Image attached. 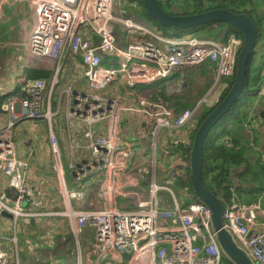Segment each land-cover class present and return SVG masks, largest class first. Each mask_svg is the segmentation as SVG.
I'll return each mask as SVG.
<instances>
[{
	"label": "built area",
	"instance_id": "built-area-1",
	"mask_svg": "<svg viewBox=\"0 0 264 264\" xmlns=\"http://www.w3.org/2000/svg\"><path fill=\"white\" fill-rule=\"evenodd\" d=\"M125 2L134 7L138 4L137 0ZM15 3L28 7L21 23L23 51L42 60H59L65 53L80 57L83 77L95 91L105 89L118 75L132 87L159 81L182 67L210 65L214 73L211 88L192 107L175 113L145 95L139 97L138 107H124L104 93L76 92L70 87L65 90L67 119L87 126L108 121L106 135L95 136L89 127L83 133L89 140L93 161L69 163L75 181L88 174L102 176L97 191L105 203L101 209H71L70 201L83 198L86 190L63 187L62 164L50 130L48 139L64 201L62 213L68 217L69 229L77 234L92 228L87 253L103 254L100 261L89 260L88 264H225L226 256L217 242L211 211L205 204L197 200L183 204L170 185L157 183L152 177L146 188L141 189L136 177L145 176L147 170L153 173L160 131L196 122L202 110L220 102L226 78L235 71L242 37L231 31L225 41L192 35L165 39L145 20L125 14L122 0H0V19L4 7ZM116 29L124 33V43L117 37ZM147 35L162 41V46ZM55 83L51 79V84ZM45 86L43 78H23L14 96L0 95V173L7 176L13 190L12 195L0 194V213L25 216L24 202L32 190L25 175L27 165L15 156L13 127L21 119L44 118L50 123L55 113L49 108ZM124 110L139 113L141 121L146 123L145 133L154 137L152 155L148 158L130 160L136 146L116 136L115 125ZM4 112L7 121L2 125ZM181 164L186 170L188 157ZM183 170H179L180 175L172 172V179L184 180ZM224 206V229L252 264H264V209L260 202L243 204L232 198ZM0 264H7V252L1 249Z\"/></svg>",
	"mask_w": 264,
	"mask_h": 264
},
{
	"label": "crops",
	"instance_id": "crops-1",
	"mask_svg": "<svg viewBox=\"0 0 264 264\" xmlns=\"http://www.w3.org/2000/svg\"><path fill=\"white\" fill-rule=\"evenodd\" d=\"M22 7L24 9V5L21 6L19 3L6 5L2 13L10 21H13L14 14L12 12L22 10ZM136 7L140 10L139 4ZM228 30L227 26H223L221 31H217L209 37L225 41ZM163 31L166 32L165 30ZM116 33L117 37L124 43V33L117 29ZM167 34L162 33L161 37L168 39L174 35L169 32ZM190 35L193 36L194 34L190 33ZM147 37L154 40L157 45L162 46L163 42L159 39L150 35H147ZM5 42L4 38L0 39V43ZM257 42L259 46L254 52L255 62L258 61L259 52L264 51V37L261 41L258 38ZM20 51L18 55L14 56L12 61H9V64L0 65V94L9 92L10 88L16 85L17 88L23 78H29L26 77L28 69L38 70L40 71L39 77L46 81L44 93L46 98L49 95V108L55 115L52 116L49 124L43 118L41 119L45 122L41 121V119H21L13 127L14 134H18L19 138H22L20 139L22 142L27 141V132L33 134L31 142L29 141L25 145L22 144L20 146L14 145L16 158L27 165L25 175L32 194L26 197L24 202L25 216H14L7 212L0 213V249L7 252V264H88L89 260L94 263L98 262L103 258V254L100 251L93 253V255L87 253V248L93 235L92 228H86L74 234L69 229L68 217L62 213L64 211V201L60 191V180L53 169L52 147L48 139L50 130L54 135L62 164L63 187L68 190L76 188H84L86 190L83 198L70 201L71 209L92 210L104 207V199L97 195V191L102 184V176L88 174L81 181H75L74 169L69 166V163L70 161H93L89 140L84 137L83 133L89 127L95 136L106 135L108 121L87 126L83 122L67 119L64 114V107L68 102L65 90L68 87L76 92L89 93L97 91L90 88L83 77L84 65L81 63L80 57H71L68 53H65L59 60L47 58L42 60L25 53L23 49ZM10 62L12 63L11 66ZM16 62H20L17 69L14 68ZM9 67L11 70H9ZM10 72L12 74L10 76L11 81H9ZM51 79H55L56 83L52 85ZM213 79L214 73L210 65L203 64L198 67H182L173 71L164 79L150 84H137V86L132 87L127 86L124 77L118 75L105 89L101 90V93L118 100L124 107H138V98L142 95H147L152 101L164 102L175 113L184 107H192L191 105L195 104L197 98L205 93L206 89L211 88L209 84ZM260 89L264 99V83H262ZM250 109H254L256 114H258L256 120L253 116V120L260 132L258 134L246 132L248 137L246 140L250 145L258 143L260 148H262L264 146V126L260 125L259 110L264 109V103L260 108L252 106ZM250 109L248 107L239 109V113L241 111L248 113ZM6 121L7 115L4 112L2 113L1 124L5 125ZM232 121L230 120L228 124ZM235 122L237 123L236 118ZM193 123L185 127L171 128V131L162 130L159 132L160 136L156 138L157 146L154 155L156 166L153 173L151 170H147L145 176L136 177L141 189L146 188L151 177L156 181L157 168L166 169L170 174L176 170H182L181 161L188 157L195 132L196 124L193 125ZM223 128L224 126L219 128L217 133ZM255 130L256 128L253 131ZM145 132L146 123L141 121L139 113H130L125 110L120 113L115 125V133L118 138L134 143L136 146L135 151L130 156V160L134 159L137 162L152 155L151 145L154 137ZM141 136L144 137L141 138ZM214 142L216 141L214 140ZM31 155H38L44 160L32 162ZM63 160L68 165L70 177H67L65 173ZM251 176L249 168L243 174L242 180L247 183L250 181ZM183 185L186 186V184ZM174 193L176 198L180 199L175 191ZM243 193L246 194L247 192L243 191ZM262 193L257 196L256 200H250V202H260L263 196ZM0 194H13L7 176L3 173H0ZM232 195L240 201L243 199V196H238L236 191ZM255 195V191L251 192L246 200L242 202H249V198H253Z\"/></svg>",
	"mask_w": 264,
	"mask_h": 264
},
{
	"label": "trees",
	"instance_id": "trees-1",
	"mask_svg": "<svg viewBox=\"0 0 264 264\" xmlns=\"http://www.w3.org/2000/svg\"><path fill=\"white\" fill-rule=\"evenodd\" d=\"M137 1L138 4L140 5V10L141 8H143L144 13L148 17L143 2L141 0H137ZM158 2L160 6L170 14H190V13H196V12L205 11L209 9H216V8H226L228 10H231L232 12H242L245 14H247L249 10L253 11L254 13L260 12L262 17L259 16V19H257V24H255L254 22L253 23L255 24L257 35H258V31L261 32L262 30H264V27H261L260 25V21H264V7L262 6L264 4V0H158ZM140 18L138 19L143 20ZM223 26H227V28H229L228 33L232 31L237 34V31L234 28L222 22L208 23L205 25H199L191 28L195 29L193 36L204 38V37L212 36L217 31H221V27ZM160 27L169 33H173L174 34L173 37L179 36L182 30H186L180 28L172 29L163 26ZM250 62L251 59L246 65L245 83H244L242 95L244 93V90L249 88L250 84L252 83L251 82L252 78L249 71ZM39 74L40 71L34 69L33 70L28 69L26 71V77L29 78H41L39 77ZM234 76H235V71L231 77L226 78V86L221 93L220 101L229 91L233 83ZM258 89H259V85H256L255 91H257ZM145 96L148 100H150L149 96L147 95ZM1 101L2 98L0 97V104ZM160 103L161 105H166L162 101H160ZM215 106L209 108V112L212 111L215 108ZM233 106L234 107L230 108V110L227 112L230 113V115L226 117L225 116L227 114L226 113L223 116V118H228V117L236 118L237 123L233 120L230 124L225 125L224 128L221 129L219 133H217L219 127H217L216 129L215 127L222 120L221 119L210 130L206 140L204 141L202 148L203 182L209 190H211L214 194H216L219 197V199L224 205L229 204L232 197H234L238 202L243 204L255 202V201L250 202V200H256L257 196L264 191V158H263L264 146L260 148L258 143H253V145H250L249 142L246 140V138H248L246 136L247 131H245L243 127L245 123H247V125H249L250 123V127L248 128V130H250L251 132L250 134L252 133L258 134L260 132L258 128H256L255 131H253L255 128H253L251 125L252 123L251 121L253 120V116H255L256 112L250 109L251 105L247 102L243 106H240L239 102L235 103ZM245 107H248L250 111L248 113L246 111H241L239 113V109ZM233 109L235 110L232 111ZM203 112L204 110H202V112L198 116L194 130H196L198 125L203 121L205 116L209 113L208 112L206 115L203 116ZM234 123H236L235 126H233ZM214 129L215 131L213 132L212 135L213 140L211 139V142L208 145V139L210 137V133ZM214 140L216 142H214ZM249 168L251 170L252 176L250 181L245 183L242 180V176L246 171L249 170ZM178 181L181 182L182 184H186V187L189 186L190 188L188 172L185 175L184 180L178 179ZM246 187L247 189H245ZM235 191L238 194V196L240 197L243 196V199L241 201L232 195L233 193H235ZM243 191L247 193L244 194ZM253 191H255L256 195L253 198H249V202H242L245 201L246 198ZM262 194L263 196L260 199V204L264 208V193Z\"/></svg>",
	"mask_w": 264,
	"mask_h": 264
},
{
	"label": "water",
	"instance_id": "water-1",
	"mask_svg": "<svg viewBox=\"0 0 264 264\" xmlns=\"http://www.w3.org/2000/svg\"><path fill=\"white\" fill-rule=\"evenodd\" d=\"M141 1L143 2L148 17L160 26L173 29H188L208 23L222 22L234 28L242 37L243 44L237 56L233 83L223 99L205 116L196 128L188 152L187 172L193 198L205 204L211 211V225L216 232V239L223 254L233 264H252L246 253L235 243L232 236L223 227L222 215L225 209L224 204L203 182L202 148L210 130L235 103L241 100L240 97L242 96L245 83L246 65L253 57L255 45L258 40L255 24L247 14L232 12L226 8L209 9L190 14H170L160 6L158 0ZM261 52L264 53V51H260V58L255 62V79L256 85H259V87L264 83V76L260 80L261 73L260 67L258 66L264 67ZM262 105L263 103H258L257 107L260 108ZM259 116L261 118L260 125L264 126V109L259 110ZM181 169L183 170V167Z\"/></svg>",
	"mask_w": 264,
	"mask_h": 264
},
{
	"label": "rangeland",
	"instance_id": "rangeland-1",
	"mask_svg": "<svg viewBox=\"0 0 264 264\" xmlns=\"http://www.w3.org/2000/svg\"><path fill=\"white\" fill-rule=\"evenodd\" d=\"M262 6L264 7V4ZM121 7H122V10L125 14H133V15H136L138 17L143 18L150 25L152 30L155 31L157 34H161V35H162V33L167 34L166 30H165L166 32H164L160 26H158L152 19H149L146 16V14L143 11V8H141V10H138L137 7L128 5L125 2V0H122ZM24 10L26 12L23 10L13 11L12 12L14 14L13 21H10L9 18L6 16H2L0 19V39L4 38V40L6 41L5 43H0V65L3 64L5 66L6 64H9V61H12L14 59V56L18 55L21 52L20 51L22 49L21 42L23 41V28H22L21 23H22L24 16L26 15V13L28 11V7L26 5L24 6ZM168 10H171V9H168ZM261 11H262V9H261ZM247 14L255 24H257V19H259V16L262 17L260 12L254 13L251 10H249L247 12ZM260 25H261V27H264V21H260ZM194 30H195L194 28L182 30L180 32L179 37H187V35L190 36V33H194ZM237 35L240 36V34L238 32H237ZM263 37H264V30H262L261 32L258 31V38H260V41L263 39ZM258 46H259V43L257 42L255 45V49H258ZM255 49H254V52H255ZM254 52H253V57H252L251 62H250V70H249L251 78H252V83L250 84L249 88L244 90L243 95L240 97L241 100L238 101L240 106H243L246 102L249 103L251 105V107L252 106L256 107L258 105V103H264L263 95L260 92L261 87H259V89L257 91H255L256 90V79H255V77H256V67H255L256 57L254 55ZM261 55L263 56L262 60L264 61V53L261 52ZM258 58H260L259 55H258ZM11 64L12 63L10 62V66H11ZM19 64H20V62H16L14 65V68L17 69V66ZM21 64H22V62H21ZM258 66L260 67V73L262 74V75L260 74V76H261L260 80H262L263 76H264V74H263L264 73V67H262L260 65H258ZM9 70H11L10 67H9ZM3 71H4V68H3ZM11 75L12 74L10 72L9 73V81H11V78H10ZM213 81H214V79L209 84L210 85L209 87H211L213 85ZM16 86L11 87L9 92L7 91L5 93H1L0 95L5 94L7 96H14L15 93L17 92ZM208 90L209 89H206L205 91H208ZM97 92L101 93L102 91L99 90ZM191 106H193V105H191ZM234 110L235 109H233L232 111H234ZM43 111H44V109H43ZM252 111H255V110L252 109ZM208 112H209V108H205L204 112H203V116L206 115ZM229 115H230V113H227L225 116L227 117ZM257 115L258 114H255V116H254L255 120L257 119ZM43 119H41V121H44ZM53 120H52V123H53ZM230 120L235 121V118H229V117L228 118H222V120L216 125L215 129L217 127L222 128L223 126L227 125L228 122H230ZM251 125L253 128H257L254 120L252 121ZM243 127H244L245 131L251 133L250 130H248V128L250 127V123H249V125H247V123H245ZM24 128H26V127H24ZM215 129L212 130V132L210 133V137L208 139V145L211 142L212 135H213V132L215 131ZM242 130H243V128H242ZM27 133H28L27 141L22 142V140H20L22 138H19L18 134H16V133L14 134V129H13L14 145L20 146L22 144L25 145L29 141L31 142L33 134L30 132H27ZM159 136H160V133L158 134V137ZM30 158H31L32 162L33 161L34 162H36V161L41 162L44 160L42 157H39L38 155H35V156L31 155ZM63 167L65 169V173H66L67 177H70V170H69L68 165H67L65 160H63ZM176 172H177V175H180V173H181V171H179V170H176ZM182 173L183 174L185 173V175H186L187 174V168H186V170H183ZM155 179L157 182H163V183L170 185L173 188V190L178 194V196L180 197L183 204H188L189 202L195 200L191 194L189 186L186 187L181 182H178V180L177 181L173 180L172 176L170 175L168 170H166V169L161 170L160 168H157L156 174H155ZM93 182H95V180H93ZM175 182H177L178 184ZM223 263L228 264L230 262L226 257H224Z\"/></svg>",
	"mask_w": 264,
	"mask_h": 264
},
{
	"label": "bare ground",
	"instance_id": "bare-ground-1",
	"mask_svg": "<svg viewBox=\"0 0 264 264\" xmlns=\"http://www.w3.org/2000/svg\"><path fill=\"white\" fill-rule=\"evenodd\" d=\"M201 66H202V65H201ZM186 67H189V66H186ZM251 113H252V112H251ZM222 217L224 218V213H223Z\"/></svg>",
	"mask_w": 264,
	"mask_h": 264
}]
</instances>
